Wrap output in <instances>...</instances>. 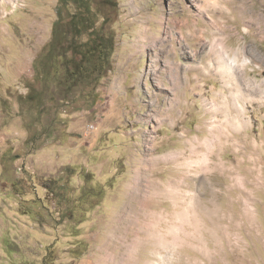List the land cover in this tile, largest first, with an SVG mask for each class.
Wrapping results in <instances>:
<instances>
[{
  "label": "rangeland",
  "instance_id": "374dc122",
  "mask_svg": "<svg viewBox=\"0 0 264 264\" xmlns=\"http://www.w3.org/2000/svg\"><path fill=\"white\" fill-rule=\"evenodd\" d=\"M1 1L0 264H264V0H117L93 90L58 0Z\"/></svg>",
  "mask_w": 264,
  "mask_h": 264
},
{
  "label": "trees",
  "instance_id": "16d2710c",
  "mask_svg": "<svg viewBox=\"0 0 264 264\" xmlns=\"http://www.w3.org/2000/svg\"><path fill=\"white\" fill-rule=\"evenodd\" d=\"M60 11L59 17L54 22L52 29L51 47L58 36L63 34V23H66L71 34V39L64 49H67L70 55L61 50L63 73L61 75L64 86L71 90L77 86L91 87L95 89V85L99 83L104 76L106 70L111 65V54L115 48L114 35L107 34L104 29L107 16L104 13V8L112 7L118 9L117 0H58ZM75 2L77 11L72 13H64L63 8L68 7L69 2ZM97 13H102V22L98 24ZM86 34L87 38L84 41L76 42V39ZM47 55L51 56L50 51ZM52 57V56H51ZM37 58L33 62L34 75L33 79L47 78V73L50 70L49 64ZM43 66L42 71L39 70ZM48 70V71H47ZM41 71V73H40ZM32 99V93L29 92L24 98ZM48 134H52L51 132ZM37 133L34 131L31 137H27V143L36 140ZM45 140V145L53 143L55 137ZM5 170V169H4ZM52 262V261H51Z\"/></svg>",
  "mask_w": 264,
  "mask_h": 264
},
{
  "label": "bare ground",
  "instance_id": "6f19581e",
  "mask_svg": "<svg viewBox=\"0 0 264 264\" xmlns=\"http://www.w3.org/2000/svg\"><path fill=\"white\" fill-rule=\"evenodd\" d=\"M243 4H245L244 2H243ZM244 7V6H243ZM245 8V7H244ZM169 37V36H168ZM171 40V39H170ZM165 43V42H164ZM247 49V48H246ZM246 51V50H245ZM161 52V51H160ZM163 52V51H162ZM248 53V52H247ZM171 54V53H170ZM225 56H222V58H221V64H220V67H219V69L222 71V72H225L226 74H229V76H230V74L232 75L236 70H235V68H234V66L236 65V63L234 62V60H231V63L230 62H228V61H226L225 59L228 57V55L227 54H224ZM248 55V54H247ZM155 57V56H154ZM168 59V58H167ZM233 62H234V64H233ZM240 67V66H239ZM244 69V68H243ZM174 72V71H173ZM183 73V72H182ZM158 74H160V73H158ZM180 76V75H179ZM227 77H228V75H227ZM178 79V78H177ZM175 81V80H174ZM177 86V85H176ZM250 86V85H249ZM243 92V91H242ZM154 98V97H153ZM236 104V103H235ZM236 106V105H235ZM238 106V105H237ZM245 110V109H244ZM229 113H230V111H229ZM235 116H236V114H235ZM245 121V120H244ZM239 123V122H238ZM152 139V141H153V138H151ZM150 140V139H149ZM150 142V141H149ZM153 188V187H152ZM147 193V192H146ZM153 199V198H152ZM154 200V199H153ZM152 200V201H153ZM130 229V228H129ZM116 238V237H115Z\"/></svg>",
  "mask_w": 264,
  "mask_h": 264
},
{
  "label": "built area",
  "instance_id": "2783aa9c",
  "mask_svg": "<svg viewBox=\"0 0 264 264\" xmlns=\"http://www.w3.org/2000/svg\"><path fill=\"white\" fill-rule=\"evenodd\" d=\"M6 1L9 3V5L17 7L19 0H2L1 2H5L6 3Z\"/></svg>",
  "mask_w": 264,
  "mask_h": 264
},
{
  "label": "crops",
  "instance_id": "0c3cea01",
  "mask_svg": "<svg viewBox=\"0 0 264 264\" xmlns=\"http://www.w3.org/2000/svg\"><path fill=\"white\" fill-rule=\"evenodd\" d=\"M33 62H34V60H33Z\"/></svg>",
  "mask_w": 264,
  "mask_h": 264
}]
</instances>
